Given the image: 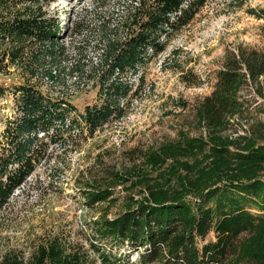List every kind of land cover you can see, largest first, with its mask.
Here are the masks:
<instances>
[{
	"label": "trees",
	"instance_id": "trees-1",
	"mask_svg": "<svg viewBox=\"0 0 264 264\" xmlns=\"http://www.w3.org/2000/svg\"><path fill=\"white\" fill-rule=\"evenodd\" d=\"M43 1L54 0H0V6L10 11L11 3L25 6L13 13L0 10V50L4 51L0 60L8 52L17 64L22 49L7 46L24 42L40 46L32 52L40 68L63 55L65 47L58 40L64 27L43 11ZM208 1L138 0L137 7L128 11L126 34L105 31L101 38L100 62L88 74L100 102L83 112L34 85L14 87L17 113L0 136L7 141L0 153V207L36 171L48 151V138L63 139L75 130L93 136L110 120L122 119L145 83L143 74L137 84L130 80V72L137 75L165 52ZM72 66L71 74L86 73L78 63ZM46 75L58 82L61 73ZM263 77L264 49L230 53L213 90L196 104V118L207 135L183 132L177 140L144 152L143 168L136 166L127 175L115 173L116 183L130 182L128 206L117 218L97 222L98 237L144 249L140 264H264V122L253 118L245 134L235 135L254 112L245 90L261 84ZM6 91L0 87V94ZM87 196L95 206L114 199V192L97 188ZM212 234L214 238L208 239ZM87 258L79 252L65 255L51 246L41 248L32 264H87ZM99 258L102 264H123L103 249ZM4 264L21 263L9 258Z\"/></svg>",
	"mask_w": 264,
	"mask_h": 264
},
{
	"label": "rangeland",
	"instance_id": "rangeland-1",
	"mask_svg": "<svg viewBox=\"0 0 264 264\" xmlns=\"http://www.w3.org/2000/svg\"><path fill=\"white\" fill-rule=\"evenodd\" d=\"M137 2L43 1V11L64 27L58 41L65 50L57 60L48 58L46 68H40L32 58L39 45L24 42L7 46L20 47L22 59L14 65L7 52L0 60V87L7 89L0 94V136L17 113L18 95L13 89L18 85H34L50 98L70 101L81 112L99 103L98 89L89 82L88 74L100 62L104 49L101 38L105 31L123 37L128 11L137 7ZM9 6L11 11L5 6L0 10L13 13L25 7L14 3ZM240 48L264 49V0H209L173 37L165 52L145 64L137 75L130 72V80L137 84L143 74L145 83L130 100L122 119L110 120L93 136L87 130H75L63 139L48 138V151L37 162L36 171L0 207V264L9 258L32 264L41 248L51 246L59 247L65 255L79 252L88 257L87 264H102V249L123 264H140L139 253L144 249L100 239L96 232L97 222L117 218L128 206L130 182L116 183L114 175H127L136 166L143 168L144 152L177 140L183 132L207 135L196 118V104L213 90L227 56ZM3 52L0 50V57ZM77 63L85 74H71L72 65ZM48 71L61 73L58 82L46 75ZM244 94L254 112L250 113V122L237 127L239 133L235 135L245 134L254 120L264 122V77L261 84L251 86ZM4 143L7 141L0 139V153ZM97 188L113 189L114 199L91 206L87 194ZM212 238L213 234L208 239Z\"/></svg>",
	"mask_w": 264,
	"mask_h": 264
}]
</instances>
